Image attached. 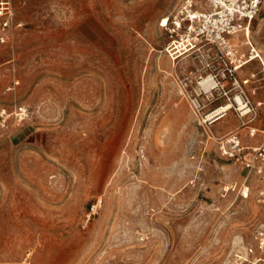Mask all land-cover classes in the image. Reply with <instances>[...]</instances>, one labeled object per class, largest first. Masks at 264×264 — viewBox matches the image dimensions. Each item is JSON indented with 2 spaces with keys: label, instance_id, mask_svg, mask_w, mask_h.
I'll use <instances>...</instances> for the list:
<instances>
[{
  "label": "rangeland",
  "instance_id": "1",
  "mask_svg": "<svg viewBox=\"0 0 264 264\" xmlns=\"http://www.w3.org/2000/svg\"><path fill=\"white\" fill-rule=\"evenodd\" d=\"M182 1L14 0L24 27L0 44V111L31 115L0 126V264H264L260 183L214 139L261 143L264 67L239 72L263 103L253 121L204 124L221 101L193 109L200 65L172 58L160 27ZM263 28L264 2V56Z\"/></svg>",
  "mask_w": 264,
  "mask_h": 264
},
{
  "label": "built area",
  "instance_id": "2",
  "mask_svg": "<svg viewBox=\"0 0 264 264\" xmlns=\"http://www.w3.org/2000/svg\"><path fill=\"white\" fill-rule=\"evenodd\" d=\"M264 0H183L180 7L160 27L169 33V55L193 57L200 68L196 77L198 92L192 99L193 109L201 114L214 101H221L216 108L230 106L231 108L215 119L208 120L216 108L204 112L203 123L212 126L233 112L242 120L253 121L258 107L263 103L254 104L245 91V86L253 80L240 79L239 72L243 70L253 57L257 55L251 42L253 23L259 18ZM14 0H0V44L11 41L15 30L24 27L16 22ZM166 48V50L168 49ZM246 49V51H245ZM264 67V62L259 57ZM19 82H14L8 91H14ZM207 98L208 105H202L201 98ZM238 99H241L242 104ZM30 109L26 106H16L14 110L0 111V126L6 127L8 120L17 126L25 124L30 119ZM260 133L258 128L250 127L248 135L252 138ZM221 155L228 160L241 161L246 171V178L254 175L260 183V202L264 208V132L262 141L257 146H246L241 136L229 132L220 137H214ZM250 187H246V193ZM245 195V192H244ZM256 247L264 252V227L260 228L254 237ZM248 253L254 248H248Z\"/></svg>",
  "mask_w": 264,
  "mask_h": 264
},
{
  "label": "bare ground",
  "instance_id": "3",
  "mask_svg": "<svg viewBox=\"0 0 264 264\" xmlns=\"http://www.w3.org/2000/svg\"><path fill=\"white\" fill-rule=\"evenodd\" d=\"M167 22V18H164V22H163V25H165ZM167 52L169 51V47L168 49L166 50ZM256 53L257 55L253 57V60L250 62H254L256 60H258V58L260 57L263 61H264V57L263 55L256 49ZM173 57H176L175 55H173ZM239 102L242 104V101L241 99H238ZM231 107L230 106H226V107H223L222 109H218L216 108V110H214L211 114H209V117L207 119L208 120H212V119H215L216 117H218L219 115H221L223 112H226L227 110H229ZM247 194L245 193V198L247 197L246 196Z\"/></svg>",
  "mask_w": 264,
  "mask_h": 264
},
{
  "label": "crops",
  "instance_id": "4",
  "mask_svg": "<svg viewBox=\"0 0 264 264\" xmlns=\"http://www.w3.org/2000/svg\"><path fill=\"white\" fill-rule=\"evenodd\" d=\"M263 7V6H262ZM264 29V28H263ZM260 52V51H259ZM262 55H263V53L262 52H260ZM264 57V56H263ZM258 61V60H257ZM263 61V60H262ZM264 62V61H263Z\"/></svg>",
  "mask_w": 264,
  "mask_h": 264
}]
</instances>
